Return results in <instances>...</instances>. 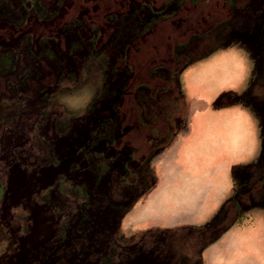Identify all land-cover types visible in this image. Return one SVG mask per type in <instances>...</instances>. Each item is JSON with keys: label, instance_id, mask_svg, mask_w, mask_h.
Listing matches in <instances>:
<instances>
[{"label": "flooded vegetation", "instance_id": "obj_1", "mask_svg": "<svg viewBox=\"0 0 264 264\" xmlns=\"http://www.w3.org/2000/svg\"><path fill=\"white\" fill-rule=\"evenodd\" d=\"M244 1L247 0H0V86L5 85L0 99L22 96L14 128L5 129L0 135L4 162L13 166L17 163L22 172L29 173L38 165H59L55 144L60 141L74 143L73 148L84 142L83 168L92 173L94 191L80 201L82 204L66 210V217L61 206L49 210L57 229L72 216L79 221L75 231L82 235L77 238L76 234L70 240L69 234H65V239L55 243L54 256L68 248L80 260L84 247L89 252L87 261L95 264L102 249L116 253L114 233L102 221L98 222L95 212L104 208L115 209V213L117 202L137 197L152 180L146 164L167 136L171 115L155 98L158 88L160 96H167L172 86L155 69L164 67L170 74L176 73L179 85V74L193 57V44L207 41L221 23L241 12ZM7 33L14 41L9 50L1 44L7 42ZM193 34L196 41L190 43ZM7 54L14 56V62L3 69L1 55ZM105 63L111 64L110 92L92 101V111L83 110L81 98L87 88L86 78L91 74L88 70L92 65ZM74 96L77 100L71 99ZM61 97L75 103L66 109L72 114L68 116L72 126L67 129L58 119L67 113L59 110L63 107ZM92 139L94 142L89 144ZM17 140L19 145L12 149L9 144ZM77 141L79 145L75 144ZM44 144L52 146L48 148L47 162L35 154ZM88 156L102 163L98 162L96 167ZM39 171L34 172L35 176ZM67 176L66 179L72 178ZM263 188L261 172L247 195ZM239 204H232L234 214ZM230 217L227 212L216 229L224 227ZM90 230L94 238L104 240V246H95V242L87 246L83 242V235L86 237ZM160 236L154 240L155 246L164 237ZM199 239L201 236L195 235L189 243L185 242L187 253L192 254L189 261L194 262L192 247ZM146 245L139 248L145 250ZM168 245L161 242L157 251L167 250ZM66 259L49 256L48 264L65 263L62 261Z\"/></svg>", "mask_w": 264, "mask_h": 264}, {"label": "crops", "instance_id": "obj_2", "mask_svg": "<svg viewBox=\"0 0 264 264\" xmlns=\"http://www.w3.org/2000/svg\"><path fill=\"white\" fill-rule=\"evenodd\" d=\"M10 36L11 33H7V42L1 43L8 50L14 45ZM1 56L2 68H9L14 56ZM249 65L248 52L240 42H235L184 66L178 77L180 90L186 99L192 97L186 102L196 107L190 105L187 108L182 102L168 117L167 136L146 164L152 180L143 192L122 203L115 202V213V209H96L98 222L102 221L114 233L112 240L116 253L108 248L102 249L95 264L264 263V203L258 201L260 197L264 199V193L247 195L250 174L254 173L250 171L255 170L261 161L263 119L241 103L223 110L212 108L211 104L228 91L239 93L243 90ZM4 87L0 86V93ZM9 87L12 89L14 85ZM91 87L87 85L83 91V97L90 94L88 102L83 103L86 111L91 110L93 100L104 96L100 92L93 93ZM21 97L16 94L0 99V135L3 130L14 128ZM71 99L77 100V97ZM218 112L226 114L227 120L214 121ZM220 127L225 130L222 136L218 132ZM19 142L17 140L9 146L13 149ZM93 142L94 139L89 144ZM2 145L0 139V264H48L49 256L57 255L68 259L61 264H92L87 261L89 252L84 247L83 253L79 254L80 260L68 248L55 256L52 252L55 243L65 239V234H69L70 240L75 237L74 228L79 221L71 216L57 229L49 210L61 206L66 217V210L82 204L80 201L86 200L94 191L90 171L83 168L82 173L69 174L72 162L81 161L80 156L72 153L74 143L60 141L55 144L59 165L40 168L38 165L37 176L34 172L38 169L26 173L17 163L13 166L4 162ZM48 148L52 146L41 145V150L35 154L43 161H50ZM88 157L96 167L98 162L102 163L98 158ZM85 164L83 157V166ZM25 174L35 176V179L30 180ZM59 174L61 176L57 177ZM30 195L35 198L30 199ZM235 201L240 204L234 214L232 204ZM249 201L256 226L250 228L244 226ZM227 212L231 214L229 222L217 230L216 224ZM160 234L164 237L158 246L164 241L169 244L162 252H158V246L153 244ZM195 235L201 239L192 247L195 250L193 262L188 260L192 254L187 253L185 247L188 244L185 242L189 243ZM81 236L76 235L77 238ZM94 236L90 230L86 237L83 235V242L87 246L93 242L95 246H104V240ZM143 243L147 244L145 250L139 248ZM220 257L223 259H218Z\"/></svg>", "mask_w": 264, "mask_h": 264}, {"label": "rangeland", "instance_id": "obj_3", "mask_svg": "<svg viewBox=\"0 0 264 264\" xmlns=\"http://www.w3.org/2000/svg\"><path fill=\"white\" fill-rule=\"evenodd\" d=\"M244 3H246V5L242 10H240L241 12H238V14L232 16V18L227 20L225 23H221L219 27H217L215 30H213V32L210 33V35L207 37V41H200L199 44H193L192 49L194 53L191 54V56L193 57L190 61L203 59L210 52L216 51V49L218 48L229 47L235 42H240L242 44V47L246 49V52H248L250 56V65L248 66L247 79L243 81V90L239 93L228 91L224 95V97L216 99L215 102H211L212 108H216L218 110L228 109L232 104L238 105V103H241L248 106L253 113L259 115L263 119V151L259 165L255 170L250 171L254 172L253 174H250V178L247 184L248 188L250 189L252 183L259 178L260 173L264 172V0H247L244 1ZM195 38V34L191 35L189 38V42H195ZM110 69L111 64L108 63H105L104 65L100 64L98 66L92 65V67L89 68L88 73L91 74L89 76H87L86 74V85H88V87L92 85L91 89L93 93L100 92L105 96L110 92ZM155 73L160 77L166 78L172 85L171 90L167 96H160L158 88L155 98V100L162 103V106H165L167 108L168 114L176 112L180 105H182V102L183 104H185V107H190L191 103L187 102L191 101L192 97L186 99V95L184 93V98L183 93L180 90V86L176 81V73L170 74L164 67L155 69ZM60 100L62 101L61 105L63 106L60 107L61 109L59 108L60 112L64 110L66 111V109H68V106H74L73 104H75L71 101H65L64 97H61ZM152 103L156 104L155 101H153ZM191 107L196 106L191 105ZM66 112L68 113H66V117H62L61 115L58 116L60 124H62V126H65V129L72 126V123H69L68 117L72 114H70L68 111ZM215 115L214 117L216 118L213 120L217 122L227 120L228 118V116H226V114L222 112H218L217 115ZM56 119L57 117L55 116V120ZM218 132L222 136L224 135L225 130L223 129V127H220L218 129ZM72 153L80 156V159L82 161L72 162L69 172H83V142L80 143V147L73 148ZM263 193L264 188L256 194L261 195ZM258 201L264 203V199L261 197L258 199ZM248 203L249 214L244 216V226L249 228L256 227L253 224L255 222V220L253 219L254 216L250 213L252 209L251 201H249ZM218 259L222 260L223 257H220Z\"/></svg>", "mask_w": 264, "mask_h": 264}, {"label": "clouds", "instance_id": "obj_4", "mask_svg": "<svg viewBox=\"0 0 264 264\" xmlns=\"http://www.w3.org/2000/svg\"><path fill=\"white\" fill-rule=\"evenodd\" d=\"M81 99H82V102H83V103H87L88 100L90 99V94H87V93H86L85 96L82 97Z\"/></svg>", "mask_w": 264, "mask_h": 264}]
</instances>
